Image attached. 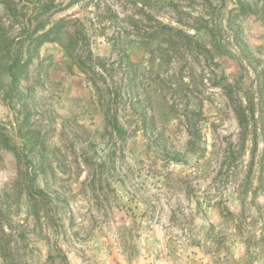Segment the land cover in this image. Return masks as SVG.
Wrapping results in <instances>:
<instances>
[{
  "label": "rangeland",
  "instance_id": "374dc122",
  "mask_svg": "<svg viewBox=\"0 0 264 264\" xmlns=\"http://www.w3.org/2000/svg\"><path fill=\"white\" fill-rule=\"evenodd\" d=\"M0 236V264H264V0H0Z\"/></svg>",
  "mask_w": 264,
  "mask_h": 264
},
{
  "label": "trees",
  "instance_id": "16d2710c",
  "mask_svg": "<svg viewBox=\"0 0 264 264\" xmlns=\"http://www.w3.org/2000/svg\"><path fill=\"white\" fill-rule=\"evenodd\" d=\"M161 28H162L161 30H166V31H171L172 30L170 27H166V26H162ZM178 32L179 31H177V33ZM157 33H158L157 31L154 32V35H156ZM178 34H180V32ZM151 35H153V34H151ZM15 67H16V63H13L8 69L9 72L11 71L12 82H14V77H15V75L13 74L12 71H13V69ZM127 67H128L127 69H129V68H132L133 65H131V64L129 65L128 64ZM122 89H124V88L118 87V88L115 89V92H113L114 95L112 96V100H113V103L116 102L117 105H120L123 102V100H122L123 96L121 95ZM228 99H229V101L231 103V106H232V109L234 111L238 126L240 127L242 135L244 136L245 128L248 125V118L246 117V113H245L244 109L242 108V106L240 104H236V103L234 104V101L232 100L231 96H228ZM106 124H107V127L111 130V132L113 134H116L119 139L124 140L125 131L120 126L119 121H118V117H117L116 114H114V115L108 114L106 116ZM19 131L20 132L22 131L21 127L19 128ZM5 147L8 148L7 144H6ZM19 184H20L19 180H16V184H15L14 187L15 188H19ZM25 185H27L26 182H25ZM26 187H27L26 188V192H27L28 198L33 201L32 210H33L34 216L38 217L37 206H36V203H37L36 202V197L38 196L40 199H46L47 195H46V193L44 191L34 190L33 188H31V186H26ZM0 256L6 262H7V259L11 260V258H12L11 252L6 247V244L2 243L1 236H0Z\"/></svg>",
  "mask_w": 264,
  "mask_h": 264
}]
</instances>
